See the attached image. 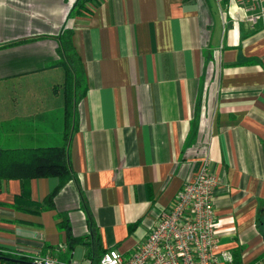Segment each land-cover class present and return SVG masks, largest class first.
I'll return each mask as SVG.
<instances>
[{"label":"crops","instance_id":"1","mask_svg":"<svg viewBox=\"0 0 264 264\" xmlns=\"http://www.w3.org/2000/svg\"><path fill=\"white\" fill-rule=\"evenodd\" d=\"M76 1L0 0V143L61 140L64 67L52 61L65 25L85 71L77 179L34 211L58 178L32 177L20 206L21 179L3 178L0 246L60 258L42 249H65L58 209L89 232L79 180L102 247L130 253L208 153L220 264H264V15L246 16L264 0H86L74 12ZM78 248L90 259L80 243L69 258Z\"/></svg>","mask_w":264,"mask_h":264},{"label":"trees","instance_id":"2","mask_svg":"<svg viewBox=\"0 0 264 264\" xmlns=\"http://www.w3.org/2000/svg\"><path fill=\"white\" fill-rule=\"evenodd\" d=\"M85 1L77 0L71 11L79 12ZM55 37L58 56L52 62L64 67L61 84L64 98L61 140L59 142L20 143L9 146L0 143V190L3 178L18 177L22 182V190L16 195L14 205L20 206L18 200H21L26 194L29 195L32 177L56 176L58 178L57 184L47 192L42 200L32 199L35 208L31 209L34 211L54 208L56 206L55 196L60 188L70 179H77L78 176L72 164L70 146L73 134L78 128V104L85 93L84 64L74 44L72 26L65 25L59 33L55 34ZM78 184L81 193L80 206L85 211L89 232L75 233L68 210L58 209L56 214L60 219L57 221V226L65 231V249L61 248V244L50 242L44 243L42 249L57 251L60 259L69 260L72 249L80 243L87 246L85 255L97 260L105 248L102 247L100 230L95 223L82 183L79 180ZM31 252L33 251L0 246V264H20L26 260H33Z\"/></svg>","mask_w":264,"mask_h":264},{"label":"built area","instance_id":"3","mask_svg":"<svg viewBox=\"0 0 264 264\" xmlns=\"http://www.w3.org/2000/svg\"><path fill=\"white\" fill-rule=\"evenodd\" d=\"M263 15L264 6L246 16L255 22ZM210 162L208 153L198 159L171 206L160 212L146 239L132 252L108 246L97 260H62L50 252L35 250L31 252L33 260L38 264H220L215 250L217 212L213 197L218 178ZM223 254L232 259L230 252Z\"/></svg>","mask_w":264,"mask_h":264},{"label":"rangeland","instance_id":"4","mask_svg":"<svg viewBox=\"0 0 264 264\" xmlns=\"http://www.w3.org/2000/svg\"><path fill=\"white\" fill-rule=\"evenodd\" d=\"M81 254H82L81 248H78L76 249V251H73V255L75 256L74 258L80 259Z\"/></svg>","mask_w":264,"mask_h":264},{"label":"water","instance_id":"5","mask_svg":"<svg viewBox=\"0 0 264 264\" xmlns=\"http://www.w3.org/2000/svg\"><path fill=\"white\" fill-rule=\"evenodd\" d=\"M27 262L33 263V264H38L36 261L34 260H26Z\"/></svg>","mask_w":264,"mask_h":264}]
</instances>
